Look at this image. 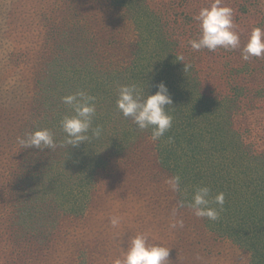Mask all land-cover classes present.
I'll list each match as a JSON object with an SVG mask.
<instances>
[{
  "label": "trees",
  "instance_id": "trees-1",
  "mask_svg": "<svg viewBox=\"0 0 264 264\" xmlns=\"http://www.w3.org/2000/svg\"><path fill=\"white\" fill-rule=\"evenodd\" d=\"M70 1L63 0L60 7L66 8L64 5ZM95 2L107 3L102 10L112 5L118 12L115 18H99L103 21L104 39L113 20L122 21L123 16L136 36L123 41L126 54L115 62L101 56L109 55V44L116 41L122 46V42L114 33L106 35V45L98 46L97 41L104 39L97 34L99 30L95 33L99 24L93 20L87 25L73 20L51 31L55 49L35 76L34 94L41 97L31 100L29 114L22 121L13 118L12 113L0 114V151L13 147L17 151L12 160H0V176H7L4 196L15 208L12 214H17L9 216L12 222L5 225L4 235L16 241L21 256L27 254L26 259L43 261L56 247L51 238L57 230L54 234L55 225L47 216L53 208L63 209L70 218L81 217L90 207V196L100 193L115 178L112 175L147 180L151 177L153 185L178 175L180 191L173 192L168 205L178 215L173 223L183 221V227L175 229L183 234L192 227L200 236L214 233L238 246L249 257V264H264V149L257 147L264 145L258 139L264 127L253 126L248 116V110L264 111V58L245 63L242 47L218 48L215 52L206 49V56L212 57H204L203 64H208L202 67V62L194 60L197 57L189 44L200 36L194 19L200 9L189 0L176 1L170 12L155 10L149 0ZM250 2L242 16L257 9ZM76 6L75 9L80 5ZM76 13L71 11L73 16ZM240 18L234 11L235 30L242 39L240 45H244L243 37L248 39L253 28L264 27V21L255 18L254 24L246 26L247 20L241 18L239 22ZM223 58L227 60L225 64L221 62ZM7 72L11 71L3 70V74ZM161 81L166 83L173 100L166 106L173 124L163 137L153 141L151 129L136 128L118 111L116 100L121 85L135 83L152 95ZM79 90L96 98L93 127L102 126L103 134L97 139L89 133V142L71 146L64 143L66 134L60 120L74 113L63 104L62 97ZM3 110L4 106H0ZM43 128L54 132V149H26L18 143L26 133ZM149 141L158 145L148 144L150 150L140 152V145ZM8 142L11 146L3 145ZM202 186L211 189L210 200L224 193L222 210L210 204L219 211L216 221L196 217L187 206ZM181 201L184 207H180ZM184 217L190 221L188 225Z\"/></svg>",
  "mask_w": 264,
  "mask_h": 264
},
{
  "label": "rangeland",
  "instance_id": "rangeland-1",
  "mask_svg": "<svg viewBox=\"0 0 264 264\" xmlns=\"http://www.w3.org/2000/svg\"><path fill=\"white\" fill-rule=\"evenodd\" d=\"M62 1L0 0V92H4L0 95V106H4L0 114L5 116L12 113L13 118L22 121L29 114L31 100L36 96V99L41 97L34 94L37 83L35 76L43 61L55 49V43L50 38L55 26H66L73 20L87 25L93 20L94 24H99L95 33L99 30L97 34L104 39L103 21L99 18L105 19L106 16L115 18L118 14L112 5L102 10L107 5L106 2L97 4L95 0H71L64 5L67 7L63 8L60 7ZM176 1L180 0H149L155 10L162 8L165 12H170ZM189 1L197 9L210 7L214 2V0ZM76 4L80 6L75 9ZM248 5L249 0H222V6L231 7L239 17L247 20L246 26L254 24L252 21L256 19L263 22L264 0H251L250 6H258L257 9L242 16ZM71 11L77 12L76 16H73ZM102 11L105 12L102 14ZM89 14L91 16H88ZM126 19L127 17L124 16L122 21L117 20L118 22L114 20L112 22L110 19L114 25L108 27L106 38L101 43L97 41L98 46L106 45L105 40L108 38L106 35L114 33L119 42H122V46L114 41L112 45L109 44L110 49L107 51L109 55L101 56L102 58H113L118 62L119 58L125 56L123 41L133 40L136 36V32L126 23ZM243 41L245 44L240 45L238 49L244 48L248 39L243 37ZM193 54L197 57L194 60L202 62V67L208 64H203V61L212 57L206 56L209 54L206 49L193 50ZM231 61L235 62V60ZM221 62L225 64L227 60L223 58ZM240 65H244L242 61ZM257 65L256 62L254 66ZM4 69H9L11 72L3 74ZM19 104L23 105L19 107ZM15 109L16 111L12 112ZM252 112L253 110H248L253 126L264 127V111ZM262 136L264 133H259L258 139L264 142ZM4 144L11 146L9 142L8 145ZM148 144L158 145L151 141L143 143L140 145V152L149 151ZM257 147L260 150L264 149V145ZM13 148L2 149L0 160L4 158L12 160V156L17 152L15 147ZM112 176L115 178L110 179L100 193L90 196V207L81 217L70 218L68 213L57 207L47 213L49 222L55 225V229H52L54 234L57 230L51 238L55 240L56 247L41 261L38 258L26 259L27 254H23L22 257V251L15 244L16 241L12 242L13 239L9 235L6 238L3 233L7 230L5 225L11 223V218L16 217L17 214H12L15 208L11 207L8 198L4 196L7 190L4 189L7 176L1 175L0 186L3 190L0 191V264H115L117 259L123 258L129 239L138 233L145 234L149 244H161L170 249L168 264H249V257L228 239L219 238L210 232L200 236L192 227L182 234L171 227L173 218H178V215H173V211L168 208L170 200L174 197L166 180L159 179L160 182L153 185L151 177L147 180L132 179L131 176L124 175ZM113 217L120 219L118 227L114 228L111 225L110 221ZM186 223L188 225L190 221L187 220ZM187 238L189 240L186 242ZM192 243L196 245L189 247L188 245Z\"/></svg>",
  "mask_w": 264,
  "mask_h": 264
},
{
  "label": "clouds",
  "instance_id": "clouds-1",
  "mask_svg": "<svg viewBox=\"0 0 264 264\" xmlns=\"http://www.w3.org/2000/svg\"><path fill=\"white\" fill-rule=\"evenodd\" d=\"M234 9L222 6V0H214L210 7L201 8L194 17L198 22L200 36L189 41L193 50L207 49L215 52L218 48L236 50L240 47V35L235 30ZM252 58H264V27L252 29L247 44L242 50V59L249 61ZM180 61H183L181 58ZM155 94L149 95L137 84L121 85L118 88L116 107L125 117L130 118L139 130L151 129V139L159 140L168 132L173 124V117L166 106L173 103L169 89L165 82L156 85ZM96 98L84 90L62 97L72 115H64L60 120V127L66 134L64 143L77 146L82 142H89L91 137L100 138L103 134L102 126L93 127L96 115ZM91 133V137L89 136ZM18 143L26 148L54 149L56 144L55 134L51 129L43 128L28 132L24 137L18 138ZM173 192L180 191L181 177L175 176L167 181ZM211 189L207 186L198 187L192 200L187 203L194 215L198 218H208L211 221L219 219V211L211 207V203L223 209L225 203L224 193L217 194L209 199ZM185 202H180L184 207ZM175 215V210L173 211ZM115 228L120 224L118 217L111 219ZM172 228L183 227V221L172 223ZM170 249L161 244H149L148 237L143 233L129 239L127 250L122 259H117L115 264H168Z\"/></svg>",
  "mask_w": 264,
  "mask_h": 264
}]
</instances>
